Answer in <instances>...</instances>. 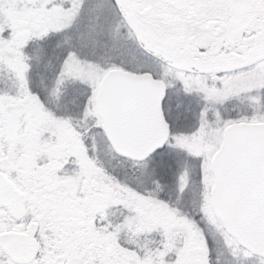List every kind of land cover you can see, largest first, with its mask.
Returning a JSON list of instances; mask_svg holds the SVG:
<instances>
[{"label":"snow or ice","instance_id":"6c2138e0","mask_svg":"<svg viewBox=\"0 0 264 264\" xmlns=\"http://www.w3.org/2000/svg\"><path fill=\"white\" fill-rule=\"evenodd\" d=\"M0 264H264V0H0Z\"/></svg>","mask_w":264,"mask_h":264}]
</instances>
